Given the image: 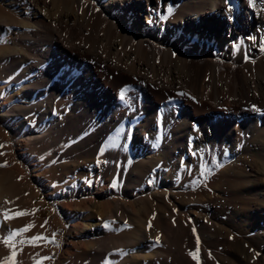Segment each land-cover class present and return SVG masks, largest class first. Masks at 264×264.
<instances>
[{
  "label": "bare ground",
  "instance_id": "1",
  "mask_svg": "<svg viewBox=\"0 0 264 264\" xmlns=\"http://www.w3.org/2000/svg\"><path fill=\"white\" fill-rule=\"evenodd\" d=\"M254 4L0 0V130L26 155L44 151L63 207L43 221L0 167V206L28 213H0V264L21 222L44 239L27 236L15 264H46L60 223L67 264H198L197 238L203 264H264V0Z\"/></svg>",
  "mask_w": 264,
  "mask_h": 264
},
{
  "label": "rangeland",
  "instance_id": "2",
  "mask_svg": "<svg viewBox=\"0 0 264 264\" xmlns=\"http://www.w3.org/2000/svg\"><path fill=\"white\" fill-rule=\"evenodd\" d=\"M14 37L15 35L13 34L7 35L4 41L5 42L9 41V39L14 38ZM3 130H0V140H1L0 145H3V147H0L1 149L0 150V157H1L0 167L3 169L11 170L14 181L16 185L18 186V190L20 194L26 198H29L28 200L32 201V202L30 201L28 202L33 204L32 205L33 209L35 208L34 210L37 211V213L39 214V216L41 217L43 221L51 222L54 219L55 215L60 216L63 213V207L59 202L53 199L52 195L48 193L49 187L46 184L47 183L46 178L44 177V175L41 174L42 171L45 168H47L45 165H46V162L48 161V157H43L45 153L42 150L38 151L40 152V156L38 157L36 154L34 155L24 154L23 148L21 145H18V144L16 146L13 145L14 146L13 148V146L10 144V141L8 140L6 136L5 131ZM62 148L64 149L65 146L63 145ZM68 158L69 157H65V160H67ZM51 159H55V158L51 157ZM43 160L44 162H42ZM36 163L38 164V166H36ZM18 206L19 205L16 204L13 207V209L10 211V214L15 215V213L20 212L21 209ZM21 223H19L20 225L17 224L16 226L17 230L25 228V224L23 222ZM65 227L66 226L64 224L60 223L57 226L56 230L54 231V235L59 240V242L58 243L49 242L48 250H50L52 253L50 252L51 258L48 259L49 261L47 260L46 264H58L57 262L59 260L62 261V263L60 262V264H67V262L64 261L66 259L64 257H68L67 255L65 256V254L67 253L69 255L68 250L72 248L70 245V241L72 238L69 235V230H67L68 228L67 227L65 228ZM22 234L17 235L10 242L11 244L9 246L10 248H9L8 255L9 256L12 255V252L15 251L17 254H16V257H14V260L19 258L20 255L22 256L25 242L28 239L27 236H29V238L32 239L33 235H35L33 234V232H30L29 230L27 232H23ZM1 238H2V234L0 232V239ZM32 245H33L32 247L37 246V243L34 242ZM198 246L196 242L194 245V252L195 251L197 253L199 252V254H197L199 256H198V259L194 261H196L198 264H203L205 263L204 260L206 261V259L200 247V243L198 244ZM158 248H162V247L157 246V249ZM201 259L202 261H200Z\"/></svg>",
  "mask_w": 264,
  "mask_h": 264
},
{
  "label": "snow or ice",
  "instance_id": "3",
  "mask_svg": "<svg viewBox=\"0 0 264 264\" xmlns=\"http://www.w3.org/2000/svg\"><path fill=\"white\" fill-rule=\"evenodd\" d=\"M249 4L252 5V6H255V4H254V0H249ZM172 11H173V9H172L171 7H169V8H168V14L171 15V14H172ZM162 18H163V19H167L166 16H165V17H162ZM253 39H254V38H253ZM262 51H264V46H262ZM120 95H121V98L123 99V97H124V95H125V92L122 91ZM179 95H185V93H180ZM253 110H255V111H259V109L255 108V106H253ZM0 147H3V145H0ZM103 151H104V150L102 149V150H101V154H103ZM98 162H99V161H98ZM4 166H6V165H4ZM202 174H203V173H202ZM113 186H114V187L116 186L115 182L113 183ZM5 203H8V201H5ZM0 213L3 214V217H4L5 220H8V219H14V218H16L17 216H23V215H27V214H28L27 212H17V213H15V215H10V214H9V211H5V210H3L2 206H0ZM106 226H107V225H106ZM31 227H33V225H27L25 228H23V229H19V230H14V231H13V230H10V231H9V234H8V236H7V238H5V239L3 240V242H4L6 245H9L10 242L13 240V238H14L15 236L20 235V234H22L23 232H27ZM149 227H151L150 224H149ZM41 239H44V238L41 237V236H36V237H33V238H32V241H29V243H34L35 241H38V240H41ZM158 240H159V237H157V242H158ZM49 242H51V243H55L54 240L49 241ZM198 244H199V239L197 238V245H198ZM56 246H58V245H56ZM189 255H190L194 260L198 259L197 252H190ZM15 256H16V252L13 251V252H12V255H10L9 257H6V258H5L4 264H15V261H14V257H15ZM44 259H49V257H45ZM104 264H109V262H108V261H105Z\"/></svg>",
  "mask_w": 264,
  "mask_h": 264
}]
</instances>
